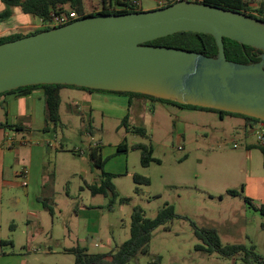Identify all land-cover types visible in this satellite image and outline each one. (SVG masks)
Here are the masks:
<instances>
[{"label":"rangeland","instance_id":"rangeland-1","mask_svg":"<svg viewBox=\"0 0 264 264\" xmlns=\"http://www.w3.org/2000/svg\"><path fill=\"white\" fill-rule=\"evenodd\" d=\"M138 1L140 10L159 6L158 0ZM260 1L264 2L250 4L251 12L255 13ZM13 12L20 21L29 16L19 8L13 7ZM12 21L4 27L11 28L8 32L27 33L42 27L38 21L16 25ZM140 96L156 103L144 107L143 135L129 131L123 138L124 126H118L119 121L104 120L100 125L99 118L88 120L72 103L70 113L61 109V121L55 128L37 133L38 137L51 136L62 149L54 152L51 161L55 178L48 203L53 213L44 211L34 246L16 248L29 253L27 264H71L72 253L62 250L76 243L70 231L81 238L78 244L88 252H107L129 237L134 206L154 217L165 203L172 205L175 216L152 231L147 252L128 264H242L239 256L209 251L197 229L211 231L222 244L253 246L264 260V216L246 201L264 204V159L250 125L238 115L220 116L216 111ZM136 141L152 149L154 160L146 166L140 164V151L129 147ZM93 142L107 149L121 142L128 145L126 154L114 148L116 152L107 159L109 164L117 162V169L128 165V173L113 179V200L110 193L92 195L87 186L98 184L92 178L98 179L99 169L87 152ZM248 147H252L250 154ZM79 149L85 159L77 153ZM134 173L148 178V183L135 182ZM228 189L235 190L236 196L228 194ZM197 244L203 249L196 248Z\"/></svg>","mask_w":264,"mask_h":264},{"label":"water","instance_id":"water-1","mask_svg":"<svg viewBox=\"0 0 264 264\" xmlns=\"http://www.w3.org/2000/svg\"><path fill=\"white\" fill-rule=\"evenodd\" d=\"M180 31L213 36L217 53L147 43ZM223 37L261 50L227 59ZM35 84L136 92L264 121V20L198 1L93 15L0 43V93Z\"/></svg>","mask_w":264,"mask_h":264},{"label":"crops","instance_id":"crops-1","mask_svg":"<svg viewBox=\"0 0 264 264\" xmlns=\"http://www.w3.org/2000/svg\"><path fill=\"white\" fill-rule=\"evenodd\" d=\"M158 3L160 6L163 1L158 0ZM98 5L101 8V0L85 1L87 7ZM11 20H13L12 25L24 21L31 23L38 21L31 15L24 16V20L20 21L18 13L13 12L7 20L0 21V35L9 33L8 30L11 28L4 27ZM12 28L15 29V26ZM59 96V117L62 108L70 113L72 103L77 112L82 113L88 120L94 122V119L99 118L100 125L104 120H117L120 122L118 126H121V121L125 118L128 125L142 126L141 118L144 107L148 103L156 104L140 95L87 90L71 86L61 87ZM242 120L245 123V119L242 118ZM52 128L55 127L47 123L44 88L33 87L24 93L0 94V264H27L29 253L16 248L34 246L33 243L37 240L42 215L44 211H48L43 201H49L52 192L50 187L55 178L51 161L55 157L54 152L62 149L51 136L38 137L37 133L49 132ZM127 133L129 130L124 126L121 132L123 138ZM133 143L137 141L131 144ZM91 146L89 143L88 153ZM98 146L101 150L102 168L97 167L99 169L98 179L92 178L94 183H99L103 178L102 170L112 175V183L119 173H128L127 164L117 169V162L114 164L107 162V159L114 153V148L117 151V144L109 149L100 143ZM251 151L252 147L246 148L247 153L250 154ZM77 153L85 159V152L79 149ZM122 153L126 154L127 150ZM82 209H86L85 204L82 205ZM76 210L78 214L79 209ZM70 235L76 243L63 247L64 253L68 252L66 248L79 245L78 240H81L73 231H70ZM88 240L91 242V238ZM50 243L51 240L47 245L49 252L51 251ZM5 245H10L11 249L4 247ZM33 250L36 251L35 248Z\"/></svg>","mask_w":264,"mask_h":264},{"label":"trees","instance_id":"trees-1","mask_svg":"<svg viewBox=\"0 0 264 264\" xmlns=\"http://www.w3.org/2000/svg\"><path fill=\"white\" fill-rule=\"evenodd\" d=\"M4 4V9L0 10V21L7 20L12 14V8L18 7L20 11L24 14H29L35 17L38 22H43L40 28L27 33H20L11 31L4 35H0V43L14 40L29 34L37 33L39 31L49 29L54 26H49L47 23L51 20L52 15H61L68 12H76L78 17L76 19L85 18L93 15L100 14H113V13H125V12H135L141 11L139 7H135L133 0H101L102 6L100 10L95 9L96 6H85L86 0H0ZM163 3L158 7H163L174 3L177 0H161ZM203 2L211 5L221 6L224 8H231L244 12L260 20H264V2L260 1L258 7L255 8V13L251 12L250 4L257 0H191ZM156 7V8H158ZM74 19V20H76ZM71 20L70 22L74 21ZM69 23V22H68ZM66 24V23H64ZM63 25V24H60ZM57 25V26H60ZM224 53L227 59L237 61V62H255L259 60L260 49L253 48L246 44H241L235 40L227 37H223ZM147 43L156 45H166L174 46L178 48H184L188 50H194L202 52L209 56H215L217 53V46L213 36L210 34H204L200 32H190V31H180L173 33L171 35L156 38ZM63 86H71L76 88H82L87 90H96L103 92H113V93H129L135 95H144L152 99H159L169 101L178 106L188 105L180 104L175 101L156 98L150 95L136 93V92H124V91H110L102 89H90L86 87H80L75 85H64V84H35L21 86L16 89L2 92L10 93H24L33 87L44 88V99L46 104V115L47 123L51 124L53 127L60 123L59 117V89ZM194 106V105H188ZM200 109H207L218 112L220 115L231 114L238 115L245 119V124L257 121L258 119L249 117L239 113H233L228 111H222L213 108L194 106ZM122 125L131 132L138 133L140 135L144 134V129L141 126H131L126 123V119L123 118L121 121ZM5 126V124H2ZM46 129V128H45ZM129 147L132 149H137L140 151V164L146 166L150 161L154 160L151 155L152 149L149 145L137 142L131 144ZM264 157V145L256 144ZM128 145L125 142L117 144L118 152H125ZM100 147L91 146L89 147V158L93 165L102 168L101 152ZM103 178L98 184H90L88 188L91 193H110V199H115L116 191L113 183L111 182L112 175L110 173L104 172L102 170ZM133 179L138 183H148V178L134 173ZM227 193L230 195H236L235 190L228 189ZM246 199V198H245ZM126 198H122L121 201H126ZM258 209L259 213L264 216V204L255 205L251 201L246 200ZM44 207L48 210L50 214L53 213L52 206L48 203V200L43 201ZM175 216L172 205L165 203L157 211L154 217L145 216L143 209L140 206H134L130 215V225H129V237L116 245L114 248L107 252H87L84 247L79 245H74L72 247L66 248V251L74 255L73 264H128L133 258H136L139 254H144L147 252L148 243L151 237L152 231L161 224H164L171 220ZM197 236L202 239V241L207 245L209 251H216L223 256H239L242 264H252L256 262L257 264H264V260L254 251L253 246H245L242 243H231L222 244L218 237L209 230L197 229ZM196 248L203 249V245L197 244ZM157 258L153 260L156 262Z\"/></svg>","mask_w":264,"mask_h":264},{"label":"built area","instance_id":"built-area-1","mask_svg":"<svg viewBox=\"0 0 264 264\" xmlns=\"http://www.w3.org/2000/svg\"><path fill=\"white\" fill-rule=\"evenodd\" d=\"M133 4L135 7L140 6V2L138 0H133ZM97 10H100L97 9ZM78 17V14L74 11L63 13L61 15H52L51 20L47 23L49 26H57L60 24L68 23L71 20H74ZM41 26L45 25L43 22H39ZM251 127L252 134L254 135L256 144L264 145V121L258 119L257 121H253L249 123ZM92 146H97L99 143L93 142ZM24 172L26 170L24 169ZM25 184V182H23Z\"/></svg>","mask_w":264,"mask_h":264}]
</instances>
